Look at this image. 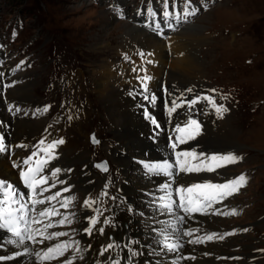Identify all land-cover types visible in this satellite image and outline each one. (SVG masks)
Masks as SVG:
<instances>
[{
  "label": "rangeland",
  "instance_id": "1",
  "mask_svg": "<svg viewBox=\"0 0 264 264\" xmlns=\"http://www.w3.org/2000/svg\"><path fill=\"white\" fill-rule=\"evenodd\" d=\"M135 1L128 0L130 7ZM116 2L117 0L114 1ZM140 3L141 1L137 0L132 9ZM209 8L203 6L196 15V24L191 25L201 28L199 34L197 33L201 34L202 40L198 43L200 46L195 45L197 62L200 64V70L197 71L201 80L199 84L204 85L200 86L204 92L199 94L203 97H214L217 105L222 104L228 109L222 119L225 118L231 139L225 137L223 144L227 145L230 142V149L212 147L221 150L224 156L230 153L241 158L236 163L224 160L222 165L219 164L221 168H218L217 173L220 171L218 174L224 177L230 173L231 179L244 174L248 183L223 202V212L235 209L237 214L220 215L210 220L205 216L198 217L200 218L198 227L202 229L199 233L202 237L212 233L219 235L233 233L228 235L227 240L223 239L213 248L212 253L215 255L213 264H264V0H222V4ZM127 26H130L127 21L114 20L105 6L91 5L88 0H0V45L3 46L1 48L5 53L15 55L13 58L15 62L12 64L16 66L21 64L20 72L22 75L24 73L22 84L19 83L21 86L11 90L12 95L8 97H12L10 99L15 102L23 103L24 108L26 104L33 105L28 103L33 101H35L33 106L48 107L47 112H42L41 119L47 122L49 120L51 123L55 120L60 121L53 125L52 130L61 127L64 124L61 121L67 122L69 117H72L71 122L74 118L75 121L80 118L78 122H74L76 125L71 129L72 133H68V138L71 136L76 140L77 137V146L70 151L62 150L63 155H60L63 160L72 158L77 151L83 149L88 156L98 154L95 158L97 160L108 158L110 153L113 155L112 151L110 153L107 151V145L112 141L117 144L119 134L117 131L116 135L113 134V130L119 128L120 120L117 122L113 112L106 108V104L114 103H111L108 96H105L106 98L104 95L99 96L96 84L98 79L104 77L102 65L106 63L112 67L118 60L116 51L121 45V40L133 42L134 32L127 29ZM14 31L17 33L16 36H13ZM179 32L165 40H159L163 41L171 52L176 51L179 48L172 49L168 47V43L169 40L179 43L181 41ZM56 66L62 69V73L54 70ZM113 70L115 72V69ZM59 72L60 75L56 77ZM72 75L74 79L69 81ZM118 79V77L111 79L113 86L111 84L109 86L113 91ZM168 80L172 81L169 77ZM175 82L188 84L187 86H191L193 90L198 89L194 88L197 85L195 83H187L181 79ZM68 87L78 93L81 92L78 99L76 92L68 99V92L71 89ZM83 90L85 95L82 94ZM115 93L119 95L118 92ZM207 104L208 102L202 99L190 112L196 114L199 111L201 114ZM82 109H85L84 112ZM184 111L185 107L178 109L175 113L176 119L185 118ZM60 114L66 118H61ZM22 118L26 120L19 121H25L29 133L42 132L45 121H35L33 115L30 116V111ZM9 120L16 122L14 118ZM216 120L218 119L215 118L213 123ZM198 122L201 124V130L207 132L210 129L213 133L216 132L214 127L202 125L200 120ZM15 124L16 130H19L17 123ZM80 128L81 135L77 134ZM64 131L68 132L65 128ZM92 131H96L102 138L101 145L96 148L91 145L89 139ZM199 144L196 139L192 141L194 146ZM205 151L202 153L207 154ZM80 165L82 164L77 163L79 171L82 170ZM57 167L62 169L57 178L66 181L68 186L66 165L57 163ZM79 171L73 177L77 182L80 178ZM120 171L119 164L113 161L111 174L108 176L116 175V178H119ZM108 178L104 180L105 183L108 182ZM70 192L73 204L69 206L77 216H69L72 223L63 228L69 233L67 237L75 240L79 236L74 235L75 231L69 230L74 229L77 223L81 228L82 221L78 214L82 212L85 198L78 188ZM76 210L78 212H75ZM137 213L140 219H145L141 213ZM75 216L78 218L76 221ZM244 228L248 231H242ZM201 245L196 244L192 248H200ZM201 250L203 252V249ZM69 253L76 256L79 252H76L74 247Z\"/></svg>",
  "mask_w": 264,
  "mask_h": 264
},
{
  "label": "bare ground",
  "instance_id": "2",
  "mask_svg": "<svg viewBox=\"0 0 264 264\" xmlns=\"http://www.w3.org/2000/svg\"><path fill=\"white\" fill-rule=\"evenodd\" d=\"M118 3L119 1L117 0V2L113 3V5H118ZM135 17L136 15H134V18ZM144 20L147 19L144 18ZM126 28L134 32V39L132 43H129V41L126 39H122L120 48H123V53L128 55L129 59L122 63L120 67L115 69V72L111 66L106 63L103 64L102 76L104 77L98 79L99 81L96 84V87L99 90V96H108L107 98L111 99V103H114V105L106 104V108L109 109L110 112H113L117 122L120 120L119 128H115V130H113L114 133L112 132L115 134V131H117L119 134V137L116 139L117 144H115L113 141L109 143L108 151L113 152V155L110 153V156L114 157V162L119 164L121 173L124 175L123 181L121 182L120 176L119 178H116V175H112L110 176L108 182L105 183V177H102L93 166V159L91 157L92 155L88 156L86 150L83 149L80 152L77 151L72 158L70 157L66 160H63L60 154L57 158L55 156L56 163H62V165H66L65 171H68V186L66 181H64L65 183L61 184L59 183L60 180L56 178V187L52 188L50 192H46L44 195H51L58 190L57 188L62 189L65 187L70 188L68 191L69 193L70 191L74 190L73 185L76 184L79 185L78 187H80L81 191H84L86 198L95 199L97 202L93 207H84V215L80 217V221H82L80 229L82 233V244L80 243L81 251L77 253L75 257L84 256L85 260L81 261L77 259L75 260V263L77 264H93L94 259H96V251L102 244H107L110 237L114 238L115 242H119V246L113 250V255L119 254L120 256H123L125 252L121 251V248L124 245H127L128 247H135L141 253L135 258V264H213V262L215 263V255L212 253L213 248L217 243L222 241L217 238H214L209 242L205 241L202 243V245L200 244V248L196 247L194 250L192 248L194 244H189L188 240L191 238L195 240L197 236L202 237L200 234L197 236L194 234L191 238L173 234L169 242L175 243L177 240H179V242L183 244L180 252L175 255L172 253L161 254L160 250L158 249V241L163 240V237L158 234L159 229L164 226L165 221L173 220L172 216L160 215L157 210V205L159 203L157 198L164 194L161 189L165 183L169 182L170 178L162 174L155 175L148 173L147 169L145 168V164H154L158 160H167L170 162V156L166 152L168 148L166 149L165 134L159 133V135H155L157 130L150 123V121H143L141 111L139 109V100L141 99H139L137 96V92H140L141 85L136 78L137 74L132 71L133 68L146 69L147 75L151 77V79L148 81V87L152 91L158 87L160 81L166 77L167 74H169L168 77L174 82L178 79H181L187 83H201L199 75L197 74L198 69L200 70V64L197 62V49L195 48V45L202 40L201 34L197 35L201 28L194 25L182 31L179 30L180 32L178 36L180 37L181 43H177V41L173 40H169L168 43V47H171L172 49L179 48L177 50L175 49L176 51L173 52H171L170 49L166 47L163 41L159 40L161 38H159V35L154 31H150L149 35H147V32L144 29H136L135 27L132 28L130 26H127ZM170 36H173V34L169 35L168 37ZM125 37L126 36H124V38ZM141 52L145 53L143 59L140 57ZM148 53H151V55H148ZM149 60L152 61V63H148ZM116 77L119 79L118 83L114 86L113 91L109 85H112L111 79ZM105 79H108V81ZM183 84L185 86L188 85L185 83ZM109 91L110 93L108 94L107 92ZM115 91L118 92L119 95L115 93ZM84 110L85 109H82L83 112ZM83 116L84 113L82 114V117ZM152 116L158 121L160 125L163 127L165 126L164 122H166V120H163L159 114H152ZM199 117H202L206 124H209L205 126L214 127L216 129L215 133L209 129L206 132V135H203L202 139L200 140V143L206 144L204 148L214 151L211 153V155H206V157H204V162H210V157L212 156H224L222 153L218 152L221 150L215 149L212 146L230 149V142H228L227 145H224L223 143L225 137H230L231 139V135L226 127V122L224 121L225 118L222 120L219 118L218 123H213V119L217 117V115L214 113V110L210 109L209 111L205 112V114H200ZM79 119L75 121L74 118V121L71 122V120L68 118V121L65 122L61 127H55L52 131L43 133L41 135H39V133L38 135H35L36 132L34 131L29 133L25 121H17L16 123L19 130L17 129L14 133L15 139L6 141L7 146H5L11 155L0 154V180L9 182L12 185L20 188L22 180L19 175L20 169L13 166L14 162H22V160L30 156L32 152H37L38 158H41L43 155H45V153L38 150L45 148L49 142L60 138H63L65 143L63 145H58L59 150L68 149L70 151L72 148L77 146V137L76 140H74L75 138L72 139L71 136L68 138L67 136H63V132H65V128V130H68V133L71 134V129H73V127L76 125H74V122H78ZM77 134H82L81 128L77 131ZM154 135L155 138H153ZM33 136L41 138L34 139L32 138ZM42 139L45 141L44 145L39 144ZM26 143H31V147H27ZM157 148L159 150L163 148V150L159 151ZM33 159L35 160L37 157H34ZM198 162L199 161L196 160L195 163ZM77 163L82 164L80 165L82 170H77ZM52 168L59 167H57L56 164H49L45 166V174L48 176L49 183L53 182L49 177ZM76 170L79 171L78 173L80 174L79 182H77L76 179H73L74 175L77 173ZM218 173L220 174V171ZM218 173L216 171L207 172V174L202 171L198 173L195 172L189 177V179L190 181L201 180L215 183L217 180L222 178V175L220 176ZM227 178L229 179L230 176H227ZM115 184H118V186L116 187ZM178 184L179 183L176 184L175 182V184L172 185L173 192H175V188L178 186ZM45 187H47V185H45ZM102 189H107L108 196L105 197L102 195ZM114 194H116L119 198L115 202L111 199ZM65 195L67 196L66 192L62 193L59 199L63 200V196ZM51 204L55 205V207L60 212H67L68 210V216L72 214L69 211V207L67 210L61 208L58 201H52ZM219 205L223 204H217V206ZM95 207H98L101 212H103V215L98 217L100 221H103L105 217H108L110 220L114 221V223L103 225L105 227V235H99L94 230L93 235L89 236L83 231V229L89 226V223L87 220H85V217L95 216ZM129 209H134L135 211L130 212ZM221 209L223 208L221 207ZM75 212L78 211L76 210ZM137 212L143 213L142 217L145 219H140ZM178 214L183 215L179 211ZM198 217H200V215L194 216L193 218ZM207 218L213 219L216 218V216ZM59 219L60 217L56 216L52 218V221L56 223ZM191 220L192 219L188 220L186 218V222H190ZM156 221H159L160 223L157 224L155 223ZM185 223L183 225H178L177 227L180 228V226H182L180 230L184 231L182 228L184 227ZM125 224L129 226L128 238H125V233H127ZM99 226L101 225L98 224L96 227ZM153 227L157 229L156 233H153ZM196 229H198V227ZM48 231L54 232L59 231V229L57 228L54 230L52 228ZM168 231L171 232V229H168ZM199 231H202V229L200 228ZM66 237L62 239L63 242L65 241ZM227 237L228 236H226L225 240H227ZM69 239L70 237H67L66 241ZM0 243L3 244V247H0V257L5 258L0 259V264H32V262L35 260L34 256L23 255L17 257L16 253L23 250L6 243L2 235H0ZM55 243L57 242L54 239L52 241H45V245H52ZM45 245H40L38 249L34 246L33 247L35 250L41 251L44 249ZM86 245L91 246V255H89L88 252L83 251ZM74 247L75 245L72 246V249H74ZM154 249H156L155 252ZM201 249H203V252ZM185 254L195 256L196 259H177L179 255L184 256ZM71 255L72 254L69 253L64 257L72 259L74 256ZM64 257H61L60 259L63 260ZM79 261L82 263H79ZM44 264H58V261L55 260L53 262H44ZM124 264H126V262H124Z\"/></svg>",
  "mask_w": 264,
  "mask_h": 264
},
{
  "label": "snow or ice",
  "instance_id": "3",
  "mask_svg": "<svg viewBox=\"0 0 264 264\" xmlns=\"http://www.w3.org/2000/svg\"><path fill=\"white\" fill-rule=\"evenodd\" d=\"M160 3L163 5L162 12L158 13L152 8L138 10V14H148L154 17L155 31L159 35H163V25L168 24L169 28H172V25L169 21L173 18L172 10L170 8V0H160ZM184 13V19L186 20L189 16L196 14V7L191 4V0H187L182 9ZM177 21L180 20L179 15L175 17ZM152 25H149L151 27ZM174 30V29H173ZM16 32H13V36H16ZM0 47H3L0 45ZM151 55V53H148ZM145 53L141 52L140 57L143 59ZM127 59V57H125ZM23 63V62H21ZM152 63V61H148ZM132 71L137 74V80L141 85L140 93L143 96V100L147 104L155 106L157 102V97L152 94L148 87V81L151 79L150 76L146 74V69L143 68H133ZM141 72H144V75H140ZM4 73L0 72V77H3ZM13 85H3L0 84V93L3 92L5 87H12ZM166 90V89H165ZM167 91V90H166ZM188 93L193 92V89H186ZM215 92V89L212 90ZM171 95V93H169ZM226 98V97H225ZM206 100L209 105L215 110L217 118H223L224 114L228 109L224 105H217L216 100L212 96L199 97L196 96L191 100H187L185 97L181 96L178 99H172L170 101V107L168 108V115L171 117L173 113H177V110L187 105L186 113L194 108V106L200 102V100ZM179 101V102H178ZM48 107L44 108V111L47 112ZM9 111H13V108H9ZM14 111L19 113L21 109L15 107ZM26 114V113H25ZM27 115V114H26ZM144 116L150 123L154 126L155 129L160 130L161 125L158 121L152 116L148 108L144 107ZM72 117H69L71 119ZM191 129L188 139H195L197 135L201 132V124L191 115H188V119L183 123H177L175 125V130L177 132H184ZM155 135H159L157 131ZM155 135L153 138H155ZM91 142L93 144L100 143L96 139L95 135L91 137ZM183 139L173 140L171 143V148L175 153V160L172 162L162 161L154 164H145V168L148 173L155 175H164L169 177L170 180L168 183H165L161 189L164 193L163 195L157 198L158 205L157 210L160 215L172 216V221H165L164 226L159 229V235L163 237L162 241H158V249L161 254H177L180 252V249L183 247V244L177 240L175 243L169 242L173 234L182 237L191 238L199 229H188L181 231L178 225H183L188 220L193 218L194 213L201 214H212V215H232L237 214L235 209H231L229 212H221L219 209H215V204H221L228 198L234 196L244 188L248 181L244 174H240L238 177H235L224 183H213L211 181H202L198 183H193L191 185H178L175 188V193L178 195V200L174 197V192L172 185L175 184V177L181 173L189 174L193 172H200L202 168L200 166L191 165L187 160H182V157L192 156L191 152L184 151H175L178 147V143H183ZM65 143L63 138L51 141L47 144L45 148H41L38 151L45 153L43 159L38 158L37 152H32L30 156L24 158L22 162H14L13 166L20 169L19 175L23 180V183L27 189L30 190L29 194L19 193L15 186L9 182L0 180V230L4 231L6 235V243L18 247L23 251H18L16 253L17 257L27 255L34 256L35 260L32 264H44L45 261H58V264H73L77 259L83 261L85 260L84 256L72 257V259H63L61 257L65 256V253L68 252L73 245H75V251L80 252V242L73 239L68 241L55 243L52 245H45V241H52L54 238L68 236L69 233L65 231H54L49 232V229L54 227L52 218L56 216H62V219L57 221L58 225L71 224L72 220L68 215H64L60 212L55 205L51 207L37 208L38 205L51 204L52 201H58L61 208L67 210L69 205L72 203V199L64 198L60 200L61 194L68 192L69 187L63 189H58L55 193L45 196L46 192H50L52 188L56 187V180H53L52 183H49L48 176L45 174V166L50 162V160L55 159L54 152L58 145H63ZM41 145L45 144V141L42 139L40 141ZM0 154L11 155L5 147V138L0 135ZM37 157V159H33ZM211 160H225L229 163H236L241 158L229 154L222 157L212 156ZM96 167L100 168L102 171L107 172L108 168L106 164H98ZM207 171L211 172L215 169L208 167ZM62 170L56 168L52 170V176L56 177L57 173H60ZM70 171V170H69ZM63 184L64 181H59ZM47 185V187H45ZM187 193L188 195H184ZM103 196H108L107 189L102 192ZM112 201H116L118 198L116 196L111 197ZM96 200L91 198H86L83 202V207L89 208L96 205ZM209 210H212L209 212ZM96 212L95 216L85 217V220L88 221L89 226L83 229V231L89 236L93 235L95 230L99 235H105V227L103 225L114 223L108 217H105L103 221L98 219L99 216L103 215V212L98 207L94 208ZM106 211V210H105ZM130 212H134V209H129ZM179 212H182L183 215H179ZM72 216L75 213L71 214ZM143 215V213H141ZM155 223L159 224V221ZM98 224L101 226L96 227ZM34 225H41L42 227H33ZM171 229V232L168 231ZM153 233L157 232V229L153 227ZM242 231L247 232L248 229L244 228ZM233 233H225L219 235L217 233L206 234L203 237H197L195 240L189 239V244H201L205 241H212L214 238L220 240L225 239V236L232 235ZM135 243V242H132ZM45 245L44 249L41 251L35 250L34 245ZM119 246V242H115L114 238H109L107 244H102L100 248L96 251V259H94L93 264H135V258L141 253L135 247H128L124 245L121 248V251H124L125 254L120 256L119 254L113 255V250ZM0 247H3V244L0 243ZM83 251L88 252L91 255V246L86 245ZM156 249H154V252ZM0 259H5L0 257ZM179 260L191 259L195 260V256H183L179 255L177 257ZM231 259V258H229Z\"/></svg>",
  "mask_w": 264,
  "mask_h": 264
}]
</instances>
